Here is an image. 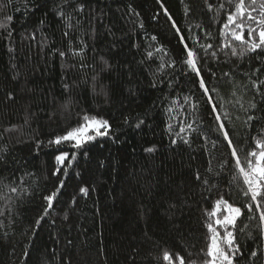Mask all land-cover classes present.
<instances>
[{
    "label": "trees",
    "instance_id": "1",
    "mask_svg": "<svg viewBox=\"0 0 264 264\" xmlns=\"http://www.w3.org/2000/svg\"><path fill=\"white\" fill-rule=\"evenodd\" d=\"M214 261L264 264V0H0V264Z\"/></svg>",
    "mask_w": 264,
    "mask_h": 264
},
{
    "label": "rangeland",
    "instance_id": "2",
    "mask_svg": "<svg viewBox=\"0 0 264 264\" xmlns=\"http://www.w3.org/2000/svg\"><path fill=\"white\" fill-rule=\"evenodd\" d=\"M98 127H101V126L97 125L96 123H91V124H89V125L85 128V130H83L81 133L78 134V136H76L77 139H78L79 141L86 140L87 138L84 137V136L86 135V133H87L89 130L94 129V128L96 129V128H98ZM216 248H217V244H216V241H214V242H213V245H212L213 256H214V254H215V252H216ZM212 264H217V263L214 261V262H212Z\"/></svg>",
    "mask_w": 264,
    "mask_h": 264
}]
</instances>
